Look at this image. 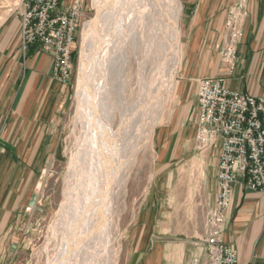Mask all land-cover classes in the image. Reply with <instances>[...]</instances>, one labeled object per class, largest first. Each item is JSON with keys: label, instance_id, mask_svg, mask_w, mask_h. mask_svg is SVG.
Instances as JSON below:
<instances>
[{"label": "rangeland", "instance_id": "1", "mask_svg": "<svg viewBox=\"0 0 264 264\" xmlns=\"http://www.w3.org/2000/svg\"><path fill=\"white\" fill-rule=\"evenodd\" d=\"M19 1L0 0V24L7 17L17 16L15 8ZM179 1L183 7L184 0ZM94 2L95 0H84L82 4L81 19L76 29L72 55L71 78L67 83H61L57 80L64 87L66 97L63 96L64 101H61L57 108L58 113L56 111L57 131L53 132L52 137L43 139V152L39 155L37 169L31 176L30 189L31 195L34 194L31 201L33 204L27 208L26 234L20 242V250L12 264H48L49 258H52L55 253L54 245L60 238L63 218L69 212L67 201L72 197L76 184L74 169H77L79 155L82 154L81 147L79 149L81 152L76 151V145H79L76 138L80 130V114L77 105L80 80L87 72L91 75L95 72L94 67H89L91 65L90 59L98 56L110 57L105 61L104 66L110 78H108V84L113 86L112 98L120 95L122 79L125 80L123 82L124 94L128 95L130 99L136 97L138 89L136 69L140 62L141 66L143 65L142 61L145 63L143 59L146 50L142 43V27H144L146 20H142L144 23L141 20L140 22L136 21L137 24L134 28L131 26V30L127 27V32L123 36L124 41H121L120 35H118L113 42L110 39L112 33L116 31L113 26L117 20L115 15L118 13L120 4L115 2L109 5L105 21H107V16L111 14L110 18L108 17V21H110L98 30V24L92 23L97 11ZM112 21L114 23H111ZM182 35L180 33L181 56L174 79L175 89L171 92L162 111L151 140L138 152L131 167L125 196L118 203L113 214L114 223L107 241L102 246V253L100 247L99 250L97 248L96 250L92 249V246L89 245L91 242H89L80 264L86 262V264H128L132 256L136 257L133 254L137 253V250L139 254L137 258L141 256L143 259L151 255L154 247L162 244V238L168 236L159 234V239L153 236L157 222L162 226L160 218H162L161 211L163 208H165L163 211H167V215L169 212L172 213L170 219L174 233L168 237L176 238V240L186 239L191 243H197L206 232V215L209 210L207 209L209 206L208 190L210 189L211 175L206 169V156L204 158L198 157L196 154L199 152L194 150L195 142L191 125L196 100V82H186V88L183 90L186 76L183 74ZM154 41L156 42L155 39ZM155 42L150 43L149 51L153 50V45H157ZM151 52H149L150 57H148L149 61L145 65L144 73L153 65ZM109 69L114 71V75L111 77ZM104 81L106 82V80ZM182 90L183 98L180 97ZM181 104L183 105L181 114L186 115L187 122H190V127L186 130L183 138L180 137L182 133L179 132L178 134V131L175 133L172 131V127L178 123L176 117ZM176 125L175 127H177ZM184 149H186L185 154H181ZM177 231L182 233H177ZM203 247L202 250H197L194 264H197L200 258L202 259L201 263L204 264L206 256L204 244Z\"/></svg>", "mask_w": 264, "mask_h": 264}, {"label": "crops", "instance_id": "2", "mask_svg": "<svg viewBox=\"0 0 264 264\" xmlns=\"http://www.w3.org/2000/svg\"><path fill=\"white\" fill-rule=\"evenodd\" d=\"M81 1L83 4L84 0ZM238 1L184 0L181 35L186 77L183 90L188 81L222 78L224 86L230 90L264 96V0H247L243 38L237 46L232 67L219 56L227 11ZM71 2L60 0V10H66ZM19 32L17 16L7 17L0 24V264H12L20 250V242L26 234L27 208L34 197L30 189L31 176L43 152V139L57 131L56 111L64 101L63 96L66 97L64 87L52 77V58L39 52L36 45L23 53L18 42ZM182 106L176 117L178 123L175 120L177 127L174 125L172 131L182 133L183 138L190 122L181 114ZM196 117L195 100L193 138ZM217 146L196 154L206 156V169L211 175L207 209L213 206L217 192ZM186 149L181 154H185ZM163 210L162 226L157 222L153 227L156 239L159 234L174 233L172 213L167 215ZM206 233L207 230L197 243L165 236L161 245H154L151 255L137 258V250L133 254L136 257L132 256L128 264H194L197 250L204 248ZM222 238L225 244L236 249L237 264H264V192L248 190L241 183L234 187Z\"/></svg>", "mask_w": 264, "mask_h": 264}, {"label": "bare ground", "instance_id": "3", "mask_svg": "<svg viewBox=\"0 0 264 264\" xmlns=\"http://www.w3.org/2000/svg\"><path fill=\"white\" fill-rule=\"evenodd\" d=\"M115 2L120 4V8L113 26L116 31L110 40L115 42L120 35L122 41L127 27L131 30V26L134 28L137 24L136 21L146 20L142 27L145 63L142 61L141 66L140 62L136 69L138 89L135 99L124 94L123 79L120 95L112 98L113 86L108 84L109 76L104 66L110 57L90 59L91 65L88 66L94 67L95 72L93 75L87 72L80 80L77 105L80 130L76 138L79 142L76 151L81 152V147L82 154H78V167L74 169L76 184L72 197L67 201L69 212L63 218L60 238L54 245L55 253L49 258L48 264H80L89 242L92 249L100 247L102 253V246L114 223L113 214L125 196L131 167L138 152L151 140L162 111L175 89L174 79L181 56L180 1L95 0L97 11L92 23L98 24V30L109 23L111 14L105 21L106 11ZM122 19L125 20L118 21ZM154 42L157 45L152 46V53L148 47ZM148 51L152 54L153 63H150L153 65L147 74L144 71L150 57ZM113 72L109 69L110 77L114 75Z\"/></svg>", "mask_w": 264, "mask_h": 264}, {"label": "built area", "instance_id": "4", "mask_svg": "<svg viewBox=\"0 0 264 264\" xmlns=\"http://www.w3.org/2000/svg\"><path fill=\"white\" fill-rule=\"evenodd\" d=\"M247 7V0H239L225 17L219 56L230 67L243 38ZM81 8V0H72L63 11L60 0H20L15 8L20 49L24 53L36 45L49 55L52 77L61 83L71 78ZM195 97V150L204 153L218 145L217 192L206 215L204 264H237L236 249L225 244L222 236L234 187L241 183L248 190L264 192V96L230 90L222 78H203L196 82Z\"/></svg>", "mask_w": 264, "mask_h": 264}, {"label": "water", "instance_id": "5", "mask_svg": "<svg viewBox=\"0 0 264 264\" xmlns=\"http://www.w3.org/2000/svg\"><path fill=\"white\" fill-rule=\"evenodd\" d=\"M32 204H33V203L31 202V204H30V205L32 206Z\"/></svg>", "mask_w": 264, "mask_h": 264}]
</instances>
